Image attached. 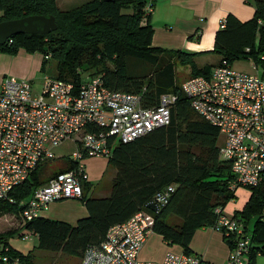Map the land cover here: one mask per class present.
<instances>
[{"label": "trees", "instance_id": "trees-1", "mask_svg": "<svg viewBox=\"0 0 264 264\" xmlns=\"http://www.w3.org/2000/svg\"><path fill=\"white\" fill-rule=\"evenodd\" d=\"M147 2L86 0L62 8L57 0H0V21L30 14H54L58 24L46 33L13 34L12 40L1 45V51L16 53L21 47L41 50V69L46 68L50 58L58 60L56 77L79 83L83 79L80 70L90 69L89 76L101 75L112 88L142 90L145 105L156 104L165 92L178 93L169 124L133 140L117 142L108 157L116 168L111 192L102 196L83 194L81 199L89 213L75 223L45 215L24 219L21 203L51 176L75 167L76 162L71 159L49 177L45 173L49 162H43L14 188L15 201H0V218L8 213L21 218L16 228L0 230V243L9 245V254L20 256L22 264L41 263L32 253L10 244V236L16 233L22 237L36 233L40 248L62 250L82 258L86 248L99 244L113 224L127 220L140 209L154 215V231L192 252L196 230L216 224V208H225L241 187H231L236 174L231 161L220 155V130L191 106L190 97L182 89L183 81L177 78L176 66L190 65L191 76L209 75L223 59L234 62L253 57L262 66L264 76V60L260 58L264 52V24L259 22L264 19V0H254L255 14L247 20L233 12L227 14L211 49L221 58L210 68L197 63L198 52L153 44L155 30L146 13ZM169 184L175 186L169 201L153 210L148 204L158 190ZM88 185L89 181L83 183L84 190ZM244 187L250 191L249 198L234 215L251 238L246 264H257L258 255L264 253V176L258 184ZM21 228L27 231H20ZM224 238L233 245L232 238Z\"/></svg>", "mask_w": 264, "mask_h": 264}, {"label": "built area", "instance_id": "built-area-1", "mask_svg": "<svg viewBox=\"0 0 264 264\" xmlns=\"http://www.w3.org/2000/svg\"><path fill=\"white\" fill-rule=\"evenodd\" d=\"M259 22L264 24V19ZM260 58L264 60V52ZM248 59L251 71L223 59L209 75L190 76L182 82L191 106L220 130V155L231 161L236 174L233 189L256 185L264 176V76L260 63ZM143 97L142 90L108 86L101 75L79 83L46 76L42 90L35 92L29 78L0 73V201H15L14 188L40 164L56 157L59 146L67 141L74 145L68 156L76 166L51 176L22 200V216L27 220L42 216L55 200L81 198L83 183L89 179L88 157H109L117 142L133 140L171 122L178 93L165 92L151 105H145ZM174 189L173 184L167 185L150 202L155 201L158 209ZM216 212L218 219L211 227L233 240L224 264H246L250 235L234 214L222 206ZM154 219L151 212L140 209L113 224L99 244L86 248L81 264H202L201 255L185 250L170 249L162 260L141 258L140 250L154 231ZM9 247L0 243V263L22 264L20 256L9 254Z\"/></svg>", "mask_w": 264, "mask_h": 264}, {"label": "crops", "instance_id": "crops-1", "mask_svg": "<svg viewBox=\"0 0 264 264\" xmlns=\"http://www.w3.org/2000/svg\"><path fill=\"white\" fill-rule=\"evenodd\" d=\"M61 1L68 3L69 0H57L60 7ZM145 9L154 26V45L198 52L196 61L200 66H204L208 63L198 62L197 57L214 48L216 32L224 26L222 21L227 14L233 12L241 20H247L254 16L256 6L254 0H148ZM220 58L221 56L212 64L217 63ZM42 63L43 55L30 54L25 48H20L16 53L3 52L0 54V73L32 77L33 80ZM187 66L190 71V65ZM222 143L223 137L220 135V146ZM100 158L102 157L94 156L92 160H85L89 176V185L84 190L85 195H91L89 192L93 190L92 179L95 181L101 179V172L97 170L96 165ZM115 173L116 168L113 167L111 178ZM232 201L225 206V211L229 209L234 214L240 203L235 207ZM88 213L81 198H63L51 202L44 215L75 223ZM170 249L183 250V247L178 243L169 242L161 233L153 231L140 250L139 256L144 259L162 260ZM191 249L192 252L201 255L202 264H224L229 253V244L219 230L203 226L196 230L191 241ZM257 264H264V256H258Z\"/></svg>", "mask_w": 264, "mask_h": 264}, {"label": "rangeland", "instance_id": "rangeland-1", "mask_svg": "<svg viewBox=\"0 0 264 264\" xmlns=\"http://www.w3.org/2000/svg\"><path fill=\"white\" fill-rule=\"evenodd\" d=\"M86 0H69L68 3H64L61 1V7L62 8H71L75 5H78ZM0 16H1V11H0ZM260 32L257 33L256 41L259 40ZM23 48V47H21ZM28 51V50H27ZM3 52H9L6 50L0 51V54ZM30 54H36L37 56L40 54L41 56L44 53L41 50L37 51H28ZM220 57V54L216 51L213 50H208L204 53H202L199 57H197L198 62L205 61L207 62V67H211L212 63L216 61ZM234 66L240 69H244L247 71H251L253 68L252 61L247 59V58H241V59H236L233 62ZM58 60L56 58H50L49 63L47 64L46 68L39 69L37 72V75L35 76V79L31 80L33 83V89L35 92H40L43 87V82L45 80L46 76L50 77H56L58 74ZM177 78L182 82L188 77H190V71L189 66L187 65H182L178 64L177 66ZM91 73L90 69H81L80 74L81 77L84 79L88 77ZM74 148V145L72 144L71 141L69 142H64L58 149V155L54 158H50L47 161L49 162V168L45 172L46 177H49L55 170H59L61 165L66 164V162L69 159L68 154L72 151ZM94 156L88 157L86 160H92ZM100 160L96 163L97 165V170L101 172V179L99 178L98 180L95 181V179H92L93 183V190L89 192V194L93 195H106L110 193L112 189V180L111 178L112 175V170H113V165L109 162L108 157L106 156H101ZM250 194L249 189L241 186L237 190V195L234 199L233 206L237 207L240 203V206H238V209H242L241 206L244 205L245 200L248 198V195ZM227 212L230 211L229 209L226 210ZM233 211L228 212L229 214ZM21 218H18L16 215L8 213L3 215L0 218V230L1 231H6L12 228H16L19 226ZM26 229H20V231H25ZM27 231V230H26ZM29 232V231H28ZM10 244L13 245L15 248L20 249L21 251L25 253H32L33 258L41 263V264H79L81 263V258L78 255L75 254H70L66 251L62 250H48V249H43L38 246L39 244V237L38 234L36 233H31L29 238H24L20 236L18 233L10 236L9 238ZM261 256H264V253L259 254ZM258 255V256H259ZM248 253H247V259H248ZM258 259V257H257Z\"/></svg>", "mask_w": 264, "mask_h": 264}, {"label": "water", "instance_id": "water-1", "mask_svg": "<svg viewBox=\"0 0 264 264\" xmlns=\"http://www.w3.org/2000/svg\"><path fill=\"white\" fill-rule=\"evenodd\" d=\"M58 26L54 14H30L21 18L3 19L0 21V44H4L11 35L20 32H50ZM157 209L155 201L148 204Z\"/></svg>", "mask_w": 264, "mask_h": 264}]
</instances>
